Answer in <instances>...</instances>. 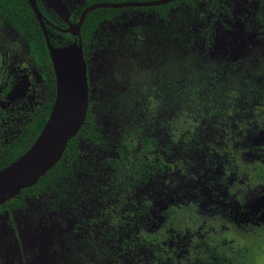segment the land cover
Here are the masks:
<instances>
[{
	"label": "trees",
	"instance_id": "16d2710c",
	"mask_svg": "<svg viewBox=\"0 0 264 264\" xmlns=\"http://www.w3.org/2000/svg\"><path fill=\"white\" fill-rule=\"evenodd\" d=\"M126 1L153 0H86L85 8ZM196 1L207 4V16L221 10L220 0H179L153 8L164 21L154 28L157 37L165 43L163 50L176 56L173 62L176 71H181L173 82H159L154 88L157 96L149 98L148 104L141 101L139 83L134 84L130 88L132 106L126 111L130 117H118L120 129L111 139L101 132L98 115L92 111L95 104L91 102L86 122L69 142L62 160L35 186L0 206V213L12 212L22 207L26 199L38 198L47 191L61 193L58 199L66 201V192L71 185L76 186L78 172L83 171L86 176L103 178V182L94 181L101 189L104 215L98 220L80 215L77 219L86 222L87 230L98 232L94 243L104 250L107 264H231L237 243H244L249 234L258 230H246L245 224L254 217L258 222L263 215L264 57L253 67V60L244 61L236 67L240 72L229 69L212 78L208 73L212 71L204 69L201 62L218 48L216 19L210 22L208 33H198L180 18L179 8H193ZM173 9V23H168ZM129 10H94L87 15L80 36L63 34L65 45L81 41L84 54L90 56L93 65L92 80L95 62L102 70L100 75L111 81L112 75L107 72L105 76V68L108 71L116 57L113 52L117 41L124 42L133 31L128 21H123L126 34L101 39L100 46L97 34L101 24L116 23ZM262 16L259 18L264 22ZM4 22L24 37L29 46L28 58L46 70V84L54 88L55 75L46 40L29 1L0 0V27ZM134 29H138L136 25ZM138 39L139 35L126 44L137 47ZM161 56L158 54L157 58ZM147 58L155 62L149 72L158 77L165 70L163 63L154 56L152 60ZM249 67L254 68L251 78L248 70L244 73ZM200 79L203 84L197 85ZM127 83L125 88L132 85ZM141 84L145 88V82ZM240 85L246 87L241 89ZM106 109L113 108L107 104ZM50 112V103L40 107L25 125L21 141L0 150V171L31 148ZM80 140L96 152H105L102 164L97 156L85 165ZM106 165L110 170L104 176ZM252 184L263 191L262 195L254 193ZM215 208L217 213L210 217L207 212ZM72 212L76 213L74 208ZM203 212L212 219L206 220ZM101 229L107 231L102 233Z\"/></svg>",
	"mask_w": 264,
	"mask_h": 264
},
{
	"label": "rangeland",
	"instance_id": "374dc122",
	"mask_svg": "<svg viewBox=\"0 0 264 264\" xmlns=\"http://www.w3.org/2000/svg\"><path fill=\"white\" fill-rule=\"evenodd\" d=\"M30 2L37 6V0H30ZM50 2L54 5L55 0H50ZM63 2L64 10H72L83 6L85 0H63ZM195 3L193 8L185 11V15L183 14L184 22L198 33L201 30L208 33L207 30H209L208 27L214 15L207 16L206 5L197 1ZM223 4L224 12L219 16L215 15L216 28L219 31L216 46L218 48L209 52L210 57L201 62L204 69L212 71L208 72L211 73L212 78L221 76L229 69H236L240 72L241 69L236 67L243 65L244 61L253 60L254 63H251L253 67L257 60L260 61L264 57V22L259 18L260 15L264 17V0H223ZM126 20L128 27L133 28V31L127 35L124 42L117 41L118 44L114 48L116 52L112 50L111 43V52L114 51L116 57L108 71L105 68V76L107 72L112 75L111 81L108 77L100 75L102 70L93 62L95 77L91 81L90 100L95 105L92 111L98 115L97 122L101 132L109 138L115 136L120 129L117 128L120 124L117 121L127 120L130 117V113L126 115V111L132 106L133 98L130 88L134 84L139 83L141 101L148 104L149 98L153 100L157 96L154 88L159 85V82L171 83L178 76L177 73L181 72L176 71V64L173 62L176 56L170 54L169 50H163L164 41L157 37L154 29L156 27H151L157 19L151 16L148 21L142 22V15L130 12ZM135 25L139 27V30L134 29ZM125 27L121 23H107L101 26L97 34L98 45H102L101 39L105 41L112 38V35L117 37L121 34L125 35ZM138 35L139 45L137 47L130 46V43L126 44ZM121 48L124 50L122 51ZM122 52H124L123 55ZM158 54L162 55L161 59L157 58ZM147 56L151 60L154 56L160 64L163 63L165 70L163 69L164 71L162 70L163 72L158 77L153 72H149L150 68L155 66V62H149ZM144 57L146 60H143ZM83 58L86 71L91 76L92 71L88 70L91 67V65L89 67L90 56H83ZM17 59L14 58V64L18 62ZM240 62L243 63L240 64ZM104 66L106 67V64ZM252 67L246 69L244 73L254 69ZM249 78H251L250 75ZM129 81L132 85L125 88ZM142 81L145 82V88L141 84ZM200 84H203L201 79L198 80L197 85ZM244 86L246 87V85L242 87L240 85L241 89ZM107 104H110L113 109L107 110ZM79 149L82 158L86 157L85 165L91 162L92 157L98 156L100 164L106 159L104 151L96 152L93 146L83 140H80ZM106 166L107 170L102 172L104 176L109 174L110 170L109 165ZM78 173L80 174L74 182L76 192L75 187L71 185L70 190L73 192L68 194L69 201L62 203L58 199L61 193L47 191L38 198L27 199L22 207L13 210L10 214L0 215V264H26L31 255L37 259L39 264H107L103 257L105 256L104 250L94 243L98 240V232H89L86 222L79 227L71 207L76 204L78 208H83L88 219L97 214L95 209L98 198L92 197L91 190L92 185H95L94 179L103 182V178L86 176L83 171ZM78 188L84 190V193H79ZM252 189L255 194L262 195L256 185L252 184ZM2 199L3 197L0 196V204L3 203ZM203 213L206 220L212 219L207 218L205 212ZM207 213L212 215L211 211ZM261 224L263 226L253 234H249L244 243H237V250L232 256L231 264H264V219H261ZM105 231L107 229H101L102 233Z\"/></svg>",
	"mask_w": 264,
	"mask_h": 264
},
{
	"label": "flooded vegetation",
	"instance_id": "af4514ba",
	"mask_svg": "<svg viewBox=\"0 0 264 264\" xmlns=\"http://www.w3.org/2000/svg\"><path fill=\"white\" fill-rule=\"evenodd\" d=\"M157 1H162V0L126 1V2H118V3L143 4V3H153ZM177 1L179 0H173L168 3H164L161 5H155V6H129V7L120 8V9L129 8L130 10L127 11L126 13H123L116 20V23L127 21L126 19H128V17L130 16V12H132V13H138L139 15H142V19H143L142 22L144 20L148 21L149 17L153 16L155 19H157V22L154 23L153 26H151L152 28H154V26L156 27L157 25L164 23V21L159 17V13L153 8L161 7L164 5H169ZM220 2H221L220 3L221 10L214 12L213 14L210 15V16L214 15L213 18L215 19H217L215 15L219 16L224 12L223 0H220ZM60 3H61V10H62L63 15H61L57 11V7H58L57 0H55L54 5L51 4L50 0H37L38 9H41L44 12V14H42L43 21H44L51 45L53 44L52 46L54 48L59 49L67 45H70L74 42H80L82 46V43L80 40H76L72 43L65 45L63 34L69 33L71 36H80L81 28L89 13L85 16L83 23L81 24L79 28V34L74 35L70 32L69 23L73 25H77L83 13L85 12V10L96 4L87 6L85 8V4H86V0H85L83 6L79 8H74L72 10H69V9L64 10L63 0H60ZM102 3H110V2H102ZM97 4H100V3H97ZM203 4L207 6V4L205 3ZM143 8L146 10H142ZM108 9H111V8H108ZM179 10H181L180 18L184 22L185 18L183 14L185 15V13L189 9H187V6H183L179 8ZM173 11L174 9L171 10L168 14V17H169V20L167 21L168 23L172 21L170 18H172L173 15H175ZM184 23L188 26L186 22ZM216 23H217V20L215 22V26H216ZM105 24L107 23H102L101 25H105ZM40 27H41V24H40ZM137 28L139 30V27ZM41 30H42V27H41ZM44 37H45L46 44H47L46 36L44 35ZM82 51H83V47H82ZM121 54L123 55L124 52H122ZM137 54H140V52H137ZM28 55H29V46L27 44V41L24 39V37L21 34L18 33V31L13 26L8 25L7 22H4L3 25L0 27V150L2 148L11 146L15 142L21 141V137L25 129V125L26 124L28 125L30 123L32 114H35L37 110L46 103H50L51 111H52V108H53V105L56 99V89H57L56 76H55L54 88L48 86L46 84V79L44 76V73L46 72V70L40 69L38 65L36 64V62L34 61V59L32 58L29 59ZM83 56L87 57L88 55L84 54V51H83ZM14 58L17 59L18 61L16 64L13 63ZM89 67L90 68H88V70L90 69L92 71V63L90 59H89ZM253 73H254L253 69L249 71L250 76ZM87 75H88L89 89L91 91L92 75L89 76V72L87 73ZM89 98H90V93H89ZM90 104H91V100H90ZM83 191L84 190L78 188L79 193H84ZM91 191H92L91 195H93L92 197L94 198V196H96L98 198V199L96 198L97 205L95 209L98 213L95 214L94 216L92 215L91 217L98 220V218L104 215V212H101L102 210H101L100 198H99L101 189L100 187L96 186V184L95 185L93 184ZM75 192H76V187H75ZM68 194H72V193L66 192V196H67L66 201H69ZM59 196L60 195H58V198ZM28 199H31V198H28ZM63 199H61L60 202L62 203L65 202V200ZM263 199H264V196H263ZM7 201H4L2 204H0V206H2ZM262 206H263L262 207L263 215L259 219L260 221L258 220L257 222L256 220L257 217H254L248 223L245 224L246 226L244 228L246 230L248 228L260 229L263 226V224H261V219L262 220L264 219V200L262 201ZM71 207L72 209L73 208L75 209L76 222L79 225V227H81V224H84V223L81 222L79 218L77 219V216L80 215V217L86 218L85 210H83V208H78L76 204L75 206L71 205ZM210 211L212 212V215L209 213L210 217L215 216V214L217 213L216 208L210 209L208 212ZM4 213L10 214L9 211H5L3 213H0V215ZM95 222L96 221L94 220V223ZM88 231L91 232V229H89ZM30 249L32 251L34 250L32 248ZM26 264H39V263L37 259L31 255L30 259H27Z\"/></svg>",
	"mask_w": 264,
	"mask_h": 264
},
{
	"label": "water",
	"instance_id": "95a60500",
	"mask_svg": "<svg viewBox=\"0 0 264 264\" xmlns=\"http://www.w3.org/2000/svg\"><path fill=\"white\" fill-rule=\"evenodd\" d=\"M29 1L47 39V46L56 76V99L41 134L31 148L8 167L0 171V196L2 201L18 196L24 189L35 186L63 158L69 142L80 132L86 122L89 107V83L80 42L56 49L51 45L43 16L38 7ZM153 3H100L85 10L70 32L79 34L85 16L101 8L120 9L129 6H155L171 2ZM57 11L62 14L60 0Z\"/></svg>",
	"mask_w": 264,
	"mask_h": 264
}]
</instances>
